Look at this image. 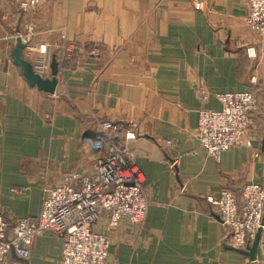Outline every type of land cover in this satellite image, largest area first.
<instances>
[{
  "label": "crops",
  "instance_id": "1",
  "mask_svg": "<svg viewBox=\"0 0 264 264\" xmlns=\"http://www.w3.org/2000/svg\"><path fill=\"white\" fill-rule=\"evenodd\" d=\"M20 1L0 0V214L9 235L17 219L39 216L45 188L91 172L97 154L88 142L109 120L135 155L149 206L140 230L94 228L111 242L106 264H264V234L255 260L230 249L207 202L223 188L239 198L248 184L264 187V37L248 28L245 1L49 0L30 9ZM18 31L33 32L34 50L23 54L43 78L57 59L54 95L30 87L13 63ZM94 47L100 56L90 55ZM244 92L259 100L253 147L217 161L199 145V112L220 111L218 94ZM62 244L46 234L28 259L11 251L7 261L62 264Z\"/></svg>",
  "mask_w": 264,
  "mask_h": 264
},
{
  "label": "built area",
  "instance_id": "2",
  "mask_svg": "<svg viewBox=\"0 0 264 264\" xmlns=\"http://www.w3.org/2000/svg\"><path fill=\"white\" fill-rule=\"evenodd\" d=\"M47 1L20 2L30 9L38 2ZM244 1L248 7V28L264 37V0ZM33 35V32L26 37L16 35L25 44L24 54L34 50ZM69 52V47L64 46L63 60ZM247 53L250 57L256 56L253 49ZM100 54L98 47L90 52L91 56ZM46 64L43 58L37 60L41 71ZM200 96L203 103L210 98L204 89L200 90ZM216 99L222 109L199 112L197 137L200 147L219 161L224 152L234 147H253L247 135L259 100L252 92L218 94ZM97 125L100 133L88 142L97 154L89 174L69 173L61 184L45 188L39 216L32 220L17 219L10 235L9 221L0 214V264H9L7 255L11 251L23 260L28 259L35 240L46 234L62 240V264H106L111 242L106 234L94 228L104 223L110 229L123 224L139 230L143 227L149 204L135 155L115 140V134L120 131L118 124L105 120ZM165 145L170 148L173 144L166 141ZM15 194L22 195L23 191L15 190ZM207 202L225 227V244L232 250L246 249L259 231L264 234L263 186L248 184L239 198L230 189L223 188L217 197L207 198Z\"/></svg>",
  "mask_w": 264,
  "mask_h": 264
},
{
  "label": "water",
  "instance_id": "3",
  "mask_svg": "<svg viewBox=\"0 0 264 264\" xmlns=\"http://www.w3.org/2000/svg\"><path fill=\"white\" fill-rule=\"evenodd\" d=\"M17 36L21 35L20 31L16 33ZM25 44L21 37L17 38L16 46L12 52L13 63L21 70L23 77L25 78L28 85L32 88H36L40 92L54 95L58 86V75H59V63L56 58L53 59L51 64L52 77L43 78L39 75L33 65L24 57ZM264 150V147H263ZM219 219V217L216 215ZM262 232L259 231L255 240L247 246L246 253L252 260L256 259V253L259 248ZM231 249V248H230ZM14 252V251H12Z\"/></svg>",
  "mask_w": 264,
  "mask_h": 264
},
{
  "label": "rangeland",
  "instance_id": "4",
  "mask_svg": "<svg viewBox=\"0 0 264 264\" xmlns=\"http://www.w3.org/2000/svg\"><path fill=\"white\" fill-rule=\"evenodd\" d=\"M93 57H98V56H93Z\"/></svg>",
  "mask_w": 264,
  "mask_h": 264
}]
</instances>
